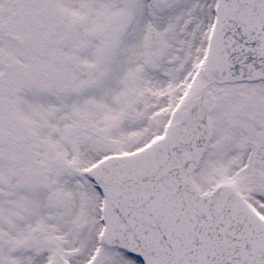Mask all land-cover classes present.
Instances as JSON below:
<instances>
[{
  "label": "snow or ice",
  "instance_id": "obj_1",
  "mask_svg": "<svg viewBox=\"0 0 264 264\" xmlns=\"http://www.w3.org/2000/svg\"><path fill=\"white\" fill-rule=\"evenodd\" d=\"M0 264H264V0H0Z\"/></svg>",
  "mask_w": 264,
  "mask_h": 264
}]
</instances>
